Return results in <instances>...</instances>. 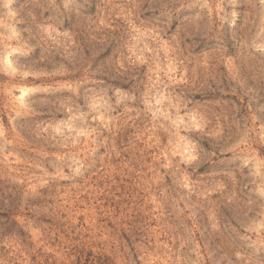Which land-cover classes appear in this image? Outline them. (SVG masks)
<instances>
[{
	"label": "rangeland",
	"instance_id": "rangeland-1",
	"mask_svg": "<svg viewBox=\"0 0 264 264\" xmlns=\"http://www.w3.org/2000/svg\"><path fill=\"white\" fill-rule=\"evenodd\" d=\"M0 264H264V0H0Z\"/></svg>",
	"mask_w": 264,
	"mask_h": 264
}]
</instances>
